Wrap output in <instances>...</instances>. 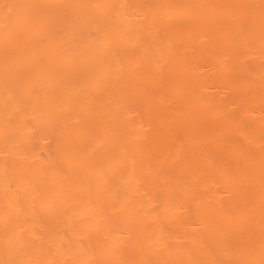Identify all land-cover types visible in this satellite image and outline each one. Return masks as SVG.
Here are the masks:
<instances>
[{
    "label": "bare ground",
    "instance_id": "obj_1",
    "mask_svg": "<svg viewBox=\"0 0 264 264\" xmlns=\"http://www.w3.org/2000/svg\"><path fill=\"white\" fill-rule=\"evenodd\" d=\"M0 264H264V0H0Z\"/></svg>",
    "mask_w": 264,
    "mask_h": 264
}]
</instances>
